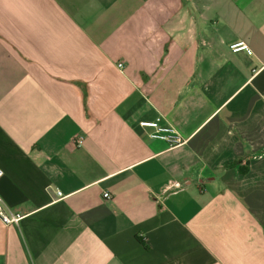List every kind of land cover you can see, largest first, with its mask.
<instances>
[{"label": "crops", "instance_id": "crops-1", "mask_svg": "<svg viewBox=\"0 0 264 264\" xmlns=\"http://www.w3.org/2000/svg\"><path fill=\"white\" fill-rule=\"evenodd\" d=\"M0 166V264H264V0H0Z\"/></svg>", "mask_w": 264, "mask_h": 264}, {"label": "built area", "instance_id": "built-area-1", "mask_svg": "<svg viewBox=\"0 0 264 264\" xmlns=\"http://www.w3.org/2000/svg\"><path fill=\"white\" fill-rule=\"evenodd\" d=\"M230 49L232 52H246L249 55H252L253 52L249 48V46L243 42L238 41L230 45ZM119 67L122 68L123 64H119ZM162 118H157L153 121H142L140 122V126L144 129L151 130L149 132V137L152 139H158L165 141L169 144L170 147H178L184 143L182 137L177 133V131L171 125H162ZM74 143L77 146H81L84 143L83 137H77L74 140ZM4 176V171L0 166V179ZM58 195H61L59 192ZM104 197L110 198L109 194H104ZM22 216L19 214H12L11 212H7L5 206L3 205L0 199V220L5 225L17 224L20 222Z\"/></svg>", "mask_w": 264, "mask_h": 264}]
</instances>
